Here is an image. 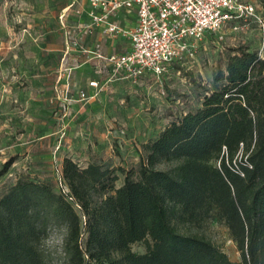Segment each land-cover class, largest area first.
Masks as SVG:
<instances>
[{
    "label": "rangeland",
    "instance_id": "374dc122",
    "mask_svg": "<svg viewBox=\"0 0 264 264\" xmlns=\"http://www.w3.org/2000/svg\"><path fill=\"white\" fill-rule=\"evenodd\" d=\"M243 1L261 7L262 22L253 17L232 20L221 33L205 34L195 44L193 58L174 64L159 78L133 79L105 59L127 50V40L85 28L87 18L77 9L87 0H0V169L9 163L0 173V195L19 177L49 181L59 190L65 157L80 166L95 162L135 169L145 155L144 144L172 122L191 121L192 113L207 107L204 101L222 87L229 57L250 53L264 59V0ZM133 19L131 12L117 14L125 28ZM233 25L238 29L232 30ZM261 59L250 60L239 73L246 79L238 91L249 115L229 117L225 123L202 117L190 137L175 145L172 157L158 165L160 170L178 167L182 173L180 186H167L185 215L179 231L212 243L207 250L182 252L178 260L264 264L261 253L253 259L249 253L250 208L244 198L264 169ZM92 80L96 87L89 85ZM232 109L243 114L236 103ZM217 127L224 142L212 134ZM116 173L119 186L123 174ZM60 237L53 230L45 239V264H64ZM152 245L147 237L130 246L150 260Z\"/></svg>",
    "mask_w": 264,
    "mask_h": 264
},
{
    "label": "trees",
    "instance_id": "16d2710c",
    "mask_svg": "<svg viewBox=\"0 0 264 264\" xmlns=\"http://www.w3.org/2000/svg\"><path fill=\"white\" fill-rule=\"evenodd\" d=\"M243 54L229 57L222 87L204 101L206 108L192 113L191 121L184 117L172 122L154 141L143 145L145 155L135 169L95 162L80 166L65 157L59 190L49 181L17 178L0 195V264H45L44 241L53 230L61 232L64 264H152L153 260L155 264H201L178 260L180 253L207 250L212 243L203 236L179 231L177 224L186 223L185 215L171 200L167 186H180L182 173L178 167L160 170L158 165L172 157L175 145L190 137L202 117H217L225 123L229 117L249 115L244 95L238 91L246 79L241 80L239 73L250 60L261 58ZM234 103L242 115L233 113ZM221 131L217 127L212 134L222 139ZM8 165L3 164L0 173ZM116 171L123 174L119 186L115 185ZM216 173L222 181L219 170ZM262 174L244 193L250 208L248 247L252 259L257 253L264 257V169ZM147 237L154 249L150 260L130 246Z\"/></svg>",
    "mask_w": 264,
    "mask_h": 264
},
{
    "label": "built area",
    "instance_id": "2783aa9c",
    "mask_svg": "<svg viewBox=\"0 0 264 264\" xmlns=\"http://www.w3.org/2000/svg\"><path fill=\"white\" fill-rule=\"evenodd\" d=\"M77 11L87 18L88 30L101 29L112 39L128 41L127 50L105 59L133 79L159 78L174 64L193 58L195 44L205 34L221 33L232 20L253 17L263 21L261 7L243 0H87ZM121 11L134 13L130 28L117 21ZM89 85L96 87L98 83L92 80ZM80 96L87 95L81 90Z\"/></svg>",
    "mask_w": 264,
    "mask_h": 264
},
{
    "label": "crops",
    "instance_id": "0c3cea01",
    "mask_svg": "<svg viewBox=\"0 0 264 264\" xmlns=\"http://www.w3.org/2000/svg\"><path fill=\"white\" fill-rule=\"evenodd\" d=\"M118 19H119V17H118ZM134 21H135V15H134V19H133V22H132L131 26L134 24ZM127 48H129V43H128V47ZM117 53H119V52H117Z\"/></svg>",
    "mask_w": 264,
    "mask_h": 264
}]
</instances>
